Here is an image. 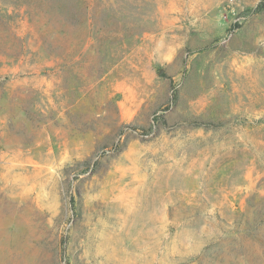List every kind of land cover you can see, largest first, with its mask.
Masks as SVG:
<instances>
[{"label": "rangeland", "instance_id": "1", "mask_svg": "<svg viewBox=\"0 0 264 264\" xmlns=\"http://www.w3.org/2000/svg\"><path fill=\"white\" fill-rule=\"evenodd\" d=\"M0 264H264V0H0Z\"/></svg>", "mask_w": 264, "mask_h": 264}]
</instances>
